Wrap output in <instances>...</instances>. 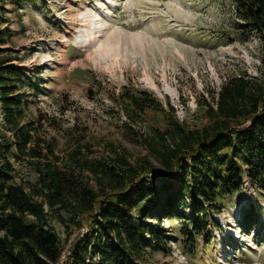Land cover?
Wrapping results in <instances>:
<instances>
[{"label": "rangeland", "instance_id": "obj_1", "mask_svg": "<svg viewBox=\"0 0 264 264\" xmlns=\"http://www.w3.org/2000/svg\"><path fill=\"white\" fill-rule=\"evenodd\" d=\"M0 4V29L10 35L0 47L13 58L11 64L39 84L33 90L22 83L19 92L28 96L27 116L41 119V136L56 143L61 157L80 143L87 157L100 158L106 142L123 147L132 161L149 156L136 134L164 128L166 122L154 112L136 122L129 119L122 109L126 90L147 91L165 107L170 102L186 127L201 129L210 124L208 103L215 106L226 79L264 77V39L237 28L233 0ZM14 166L16 183L36 180L26 163L14 161ZM183 212L189 214V209ZM215 217L220 227L211 226L188 244L184 219L163 218V225L171 226L166 233L170 240L161 249L148 248V263L264 264V191L246 183L225 198L224 211ZM49 223L64 240L62 264L87 227H71L69 237L56 218L50 217Z\"/></svg>", "mask_w": 264, "mask_h": 264}, {"label": "trees", "instance_id": "obj_2", "mask_svg": "<svg viewBox=\"0 0 264 264\" xmlns=\"http://www.w3.org/2000/svg\"><path fill=\"white\" fill-rule=\"evenodd\" d=\"M233 1L237 28L264 39V0ZM9 37L0 29V46ZM12 60L0 47V264H61L65 244L50 217L69 237L71 227H87L62 264H150L148 248L170 240L163 218L184 219L188 244L220 227L215 215L225 198L246 183L264 191V77L226 79L201 129L186 127L170 102L165 107L147 91L126 90L122 109L129 119L154 112L166 122L136 132L149 156L132 161L123 147L106 142L100 158L87 157L80 143L61 157L56 143L41 136V119L27 116L28 96L19 92L22 83L37 90L38 82ZM14 161L31 167L36 180L16 183Z\"/></svg>", "mask_w": 264, "mask_h": 264}]
</instances>
